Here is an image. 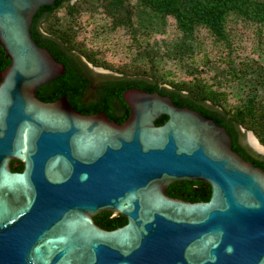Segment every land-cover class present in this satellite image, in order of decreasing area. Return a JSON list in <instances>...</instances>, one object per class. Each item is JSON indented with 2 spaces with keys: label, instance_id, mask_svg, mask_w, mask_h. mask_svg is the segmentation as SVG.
<instances>
[{
  "label": "water",
  "instance_id": "obj_1",
  "mask_svg": "<svg viewBox=\"0 0 264 264\" xmlns=\"http://www.w3.org/2000/svg\"><path fill=\"white\" fill-rule=\"evenodd\" d=\"M55 1L0 0L10 59L0 72V264H264V168L233 148L225 125L137 87L123 92L122 123L82 113L66 95H37L66 71L31 30ZM184 180L208 182L210 199L168 194ZM105 211L127 223L102 227L95 216Z\"/></svg>",
  "mask_w": 264,
  "mask_h": 264
},
{
  "label": "trees",
  "instance_id": "obj_2",
  "mask_svg": "<svg viewBox=\"0 0 264 264\" xmlns=\"http://www.w3.org/2000/svg\"><path fill=\"white\" fill-rule=\"evenodd\" d=\"M71 1L56 0L53 4L43 5L34 16L31 27L34 38L66 67L64 74L38 88L37 95L40 98L54 101L66 95L78 111L86 114L104 111L112 120L122 123L130 113L123 97L126 89L137 87L151 92L158 91L171 96L177 105L197 109L225 125L232 135L233 148L255 165L264 168V156L247 148L239 140L240 128L244 126L253 130L264 143V104L259 101L257 94L259 87H264V65L256 59L250 61L246 56L238 58L239 62L232 57L244 43L234 42L230 25L232 19L248 21L253 24V34L262 38L263 42L264 0ZM83 1L91 7L95 5L94 10L100 5L111 20V28L124 29L130 35L133 56L115 68L123 76L98 74L100 77H92L93 71L79 54L81 51L77 52V45L71 43L77 34L72 20L79 13V3ZM62 8H66L72 19L67 28H58L54 22L53 25L50 23ZM55 19L59 20L56 16ZM168 22L169 26L174 27L172 38L165 36L169 32ZM157 33L160 34L154 36ZM206 33L213 44H223L220 58L223 56L226 70L212 64L213 49L204 46ZM200 51V54L203 53L202 58ZM82 53L96 65H107L103 61L99 62L93 54ZM9 63L10 59L0 45V72ZM173 63H184L187 66L184 79L178 80L168 72L165 65ZM206 66L215 68L213 82L203 76ZM225 72L233 80L247 79L245 82L250 83L251 87L245 97L231 105H227L229 94L219 88L224 83L223 79H219ZM253 74L255 79L248 78ZM93 78L98 81L96 97L89 103L83 102L80 95L91 86ZM166 83L170 86H166ZM167 118V115H162L156 123L163 124ZM167 192L188 201H208L212 187L202 180H184L170 184ZM95 220L107 229H115L127 223L125 216H113L109 211L98 214Z\"/></svg>",
  "mask_w": 264,
  "mask_h": 264
},
{
  "label": "rangeland",
  "instance_id": "obj_3",
  "mask_svg": "<svg viewBox=\"0 0 264 264\" xmlns=\"http://www.w3.org/2000/svg\"><path fill=\"white\" fill-rule=\"evenodd\" d=\"M79 0H72V3H77ZM94 7L89 6L88 2L85 1L79 3V13H76L74 19L68 16L66 8L60 9V11L55 14L50 23L56 25L58 28H67L70 20L73 21L74 28L77 30V34L75 39L72 40V44L77 45V52L82 53L88 52L90 54L95 55L99 62H105L107 65H96L84 53H79L81 57L85 58L88 62L92 63L94 66L103 67L104 69L110 70L114 73H120L115 68L118 67L122 62L128 61L133 56V49L131 48L132 39L127 31L124 29H112L111 28V20L108 15H106L103 8L100 7L97 10L95 5ZM56 18H59L58 21H55ZM170 20V19H169ZM230 25H232V38L234 42L239 43L243 42L244 45L237 48V51L233 54V58L237 62H239L238 58L245 57L248 60L256 59L260 63L264 65V41L262 42V38L256 37L257 35L253 34V24L248 21H241L237 19H232ZM49 26V25H47ZM167 27L169 28V32L165 35L167 38H172L175 34L173 30L174 27L169 26V22L167 23ZM165 28V24H164ZM164 32V31H163ZM160 33L155 34L154 36ZM264 36V33H263ZM165 38V37H164ZM206 43L204 46L208 45V48H212L211 54L212 56V64H215L219 69L226 70V64H224L223 56L220 58V51L223 44H217L216 42L213 44L211 39L206 33ZM216 44V45H215ZM238 45V44H235ZM211 51V50H210ZM202 58L203 53L200 54ZM205 52V51H204ZM226 57V56H225ZM199 61H202L199 59ZM177 64H168L165 65L168 72L174 75L176 79H184L186 77V67L184 63ZM206 71H204L203 76L213 82L215 76V68L206 66ZM218 76V75H217ZM216 76V77H217ZM252 80L255 79V75H251L248 78ZM223 79V84L219 86L221 90H224L229 94L227 105L237 103L240 98L245 97L249 90L251 89L250 83H246L247 79H231V75L227 72L221 77L219 80ZM218 86L216 85V88ZM258 99L264 104V87H259L258 90ZM244 127V126H243Z\"/></svg>",
  "mask_w": 264,
  "mask_h": 264
},
{
  "label": "flooded vegetation",
  "instance_id": "obj_4",
  "mask_svg": "<svg viewBox=\"0 0 264 264\" xmlns=\"http://www.w3.org/2000/svg\"><path fill=\"white\" fill-rule=\"evenodd\" d=\"M84 60V59H83ZM85 61V60H84ZM88 65V64H87ZM88 67L93 71L91 74H92V77H93V74H102L101 72L97 71L96 73V70H94L93 68H91L89 65ZM114 75V74H113ZM115 76H117L115 74ZM119 76H123V75H120ZM97 84H98V81L95 80L93 78V82L91 84V86L86 90L84 91L80 97H81V100L83 102H86V103H89L91 102L95 97H96V89H97ZM38 90V89H37ZM62 97V96H61ZM68 99V98H67ZM55 101V100H54ZM69 101V100H68ZM72 105V104H71ZM129 107V106H128ZM104 112V111H102ZM98 113V112H97ZM239 140L240 142L245 145L247 148H250L252 150V148L249 146L248 142H247V137H246V134L244 131H242V128H240V137H239ZM255 152V151H254ZM11 168L13 171H17V172H22L24 170V167H25V164L22 160L20 159H12L11 160Z\"/></svg>",
  "mask_w": 264,
  "mask_h": 264
},
{
  "label": "bare ground",
  "instance_id": "obj_5",
  "mask_svg": "<svg viewBox=\"0 0 264 264\" xmlns=\"http://www.w3.org/2000/svg\"><path fill=\"white\" fill-rule=\"evenodd\" d=\"M250 142L254 147L258 148L259 150H262V147L258 144L257 140L253 136H251Z\"/></svg>",
  "mask_w": 264,
  "mask_h": 264
}]
</instances>
